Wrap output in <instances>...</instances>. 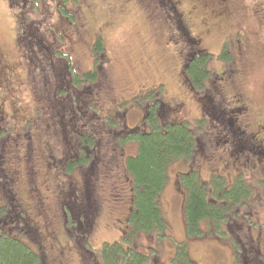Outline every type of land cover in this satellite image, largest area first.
I'll return each instance as SVG.
<instances>
[{
	"label": "rangeland",
	"instance_id": "obj_1",
	"mask_svg": "<svg viewBox=\"0 0 264 264\" xmlns=\"http://www.w3.org/2000/svg\"><path fill=\"white\" fill-rule=\"evenodd\" d=\"M7 1L0 0V51L3 62L11 64L15 69L11 75L3 74L0 78V105L5 115L4 119L0 116L1 133L5 134L0 138L1 143L14 139L15 135L20 136L17 139L22 137L19 133L9 137V132H4L3 129L15 126V131H20V128L25 129L29 124L26 121L34 123L38 114L47 111L48 117V107L55 100L59 101L62 96L58 89L62 88L63 77L68 75L70 63L79 76L81 72L93 68L92 45L97 38L102 39L104 45V67L103 73L98 72L96 82H102V77L106 76L109 90L116 102L131 99L142 87L158 85L161 86L162 97L166 102L176 106L175 111L170 113V118L184 121L188 117L186 122L189 118L199 117L200 120L202 114L190 94L182 72L185 52L181 56L176 46L166 43L165 20L179 19L178 13L179 16H184L188 32L196 39L203 38L200 42L202 50L213 56L219 53L223 41L226 42V50L230 55L236 35L243 36L241 54L236 56L238 72L222 84L224 96L221 95V98L225 99L224 109H228L226 107L232 106V96H241L247 111L240 122L246 133L255 132L256 127L264 125V0H229L227 6L222 0H209L208 7L198 8L191 7L188 0H171L180 11L163 0H80L76 3H64V0H20L19 3L12 4L15 7H9ZM63 12L67 14L66 17ZM202 19L206 21H201ZM169 31L167 26V32ZM30 35H33L37 42H43L46 49L41 45L38 47L37 43L34 44L31 41L34 39L28 38L32 37ZM20 37L25 39L20 40ZM56 51L68 56L65 60L55 61L52 56ZM226 65L227 62L217 63L213 57L209 59L207 66L210 74L207 85H210L211 79ZM92 83H85L80 91L92 88ZM80 91L76 92V98ZM67 92L69 97L73 96L71 90ZM83 94L78 98L85 102ZM96 94L98 95V92ZM148 94L149 91L143 93L139 102H150ZM108 105V101L105 105L93 106L90 103L89 108L92 107L94 112L87 109L88 113L93 115L91 120L94 119L95 124L92 121L91 123L98 131L96 122L100 116L107 120L106 116L112 115V112L107 110ZM17 107L21 108L20 118L19 115H14ZM130 117L129 121L125 120L124 127L135 125L139 119L135 114H130ZM190 123L193 126L191 128H194V119L190 120ZM87 126L89 127L86 130L92 132L95 137L94 142L102 141L98 138L99 132L96 128L89 124ZM120 126L119 123L117 130L123 129ZM195 128L199 139H205L214 132V126L210 124ZM110 129L114 131V128ZM216 132L222 131L216 129ZM44 137H47L50 143L45 142ZM256 138L254 141L261 147L258 154L260 156L251 155L247 149L248 153L233 152L231 145H223L221 139L220 144L212 149L211 155L207 156L210 159L205 158L201 149V159L204 161L201 163L196 157L197 163L200 164L199 176L204 181L208 180L212 171L210 176L220 179L223 186H227L236 177V169L243 175L245 172L240 170L243 167L255 173V178L247 176L243 180V184L249 188L251 185L249 186L248 182L251 183L252 180L255 198L253 196L249 206H244L238 214L232 215L237 207L233 208L227 223L221 228V234L215 233L213 228L201 225L202 237L192 239L187 236L182 210L183 195L178 186V174L187 167L174 163L168 169L166 182L159 197V205L168 224L167 237L161 241L158 237L149 236H135L131 241L121 239L131 209V193L129 185L119 178L122 174H114L111 169L104 170L102 162L99 165L101 172L97 176H91L92 182H97L95 198L102 203L96 226L87 237L79 238L81 241L77 245L72 241L65 243L67 238L62 232L59 210L62 190L66 192L68 199L65 203L68 204L76 192L80 196L84 195L83 190L88 179L85 175V178L81 179L80 170H76L67 179L56 168L46 170L45 160L49 151H53L54 157L63 156L64 147L60 145L55 134L45 136V133L42 135L36 131L30 143V148L34 147V156L30 162L27 161L29 163L10 159V166L16 167L18 174L14 194L24 209L32 214L33 219L38 220V216L33 215V205L44 207L39 220L52 232L53 237H56L58 245L67 247H61L63 264H99L102 246H110L118 241L122 242L124 247L129 245L133 250L139 251L136 253H143L147 264H264V255L259 251L261 249L264 252L261 240L264 237V202L260 200L257 189L264 180V133L257 134ZM102 143V152L104 150L107 154L101 156L107 163L112 159V150L107 144V138ZM15 144L10 143L8 146L10 154L14 151L19 154ZM206 147L205 142L203 151ZM123 149L127 158L129 154L134 153L135 146L129 143L123 145ZM115 155L123 165L122 155ZM97 160L99 164V158ZM32 163L36 173L31 169L34 168ZM104 187L106 189L103 190ZM31 190L32 193L29 194ZM5 202L10 200H5L0 195V206ZM52 235L48 234L49 237ZM48 236L44 243L52 248L54 238L48 239ZM29 245L34 250L37 249L35 245ZM248 245L253 248L250 254ZM254 249L259 253H255ZM47 252L49 259L58 257L55 250L47 249Z\"/></svg>",
	"mask_w": 264,
	"mask_h": 264
},
{
	"label": "trees",
	"instance_id": "obj_2",
	"mask_svg": "<svg viewBox=\"0 0 264 264\" xmlns=\"http://www.w3.org/2000/svg\"><path fill=\"white\" fill-rule=\"evenodd\" d=\"M14 1L8 0V6L19 3L20 0ZM71 1L76 3L80 0H64V3ZM163 1L168 5L174 6L175 10L180 11L171 0ZM188 1L191 3V7L194 8L208 7L210 5L209 0ZM222 1L227 6L229 0ZM12 7L15 6L12 5ZM63 15L66 17L67 14L63 12ZM181 16L178 13L179 19H166L164 28L167 36L166 43L170 46H176L181 56L185 52L182 72L190 89V94L202 114L200 120L199 117L192 118L195 122L194 128H191L193 127L191 126L192 123H190V120L192 121L191 118L187 122L188 117L184 121H182L183 119L170 118V113L175 111L174 107L176 106L171 105L168 101L166 102L162 97L161 86L142 87L131 99L116 102L108 89V78L104 76L102 77V82H96L99 77L98 72L103 73L102 67H104L103 41L97 38L92 45L94 70L91 73L79 76L75 72L74 66L70 63V68L67 70L68 75L63 77L62 88L58 89V93L62 94V96L59 101L55 100L48 107L50 111L48 117L45 110L46 112L35 117L34 123L26 121L30 125L27 124L25 129L20 128V131H15V128H17L15 126V128L8 127L3 129L4 132H9V137L14 133H19L22 137L17 139L20 136L15 135V138H11L8 142H0V166L3 161H7L11 157L10 155L13 156L12 158L15 162L22 159L26 160L29 157V153H31V140L35 137L37 131L45 133V136L55 134L60 145L64 147V149L61 148L63 150L61 158L54 157L53 151H49L46 158V168L48 170L56 168L62 172L66 179L72 173H75L76 170H80L79 176L82 180L86 176H90L85 183L84 195L81 194L80 196L76 192L71 202L66 204L63 201L64 207L60 208L61 211L66 213L68 225L65 227L69 226V229L65 234L69 238L77 237L79 239L87 237L96 226V218L101 214L102 203L95 198L97 182L93 183L91 176L93 174L97 176L101 172L99 165L102 162L104 170L111 169L114 174L121 173L120 180L124 179L123 183L129 185L132 203L125 223L126 231L124 233L126 237L124 234L123 238H121L123 240L131 241L137 235L155 236L159 239L166 236L167 221L159 206V197L166 182L168 169L174 163L187 167V169L181 170L178 174V186H180V191L184 196L183 212L188 237L199 238L202 233L200 229L202 223L213 228L215 233L221 234V228L224 223H227L233 208L237 207L232 215L238 214L244 206L249 204V201L255 198V194L252 191V189H255L252 185V180V184L248 182V185H251L250 188L245 183L243 184V180L247 176H250L251 179L255 178V173L246 170V168L243 169L244 167L240 170L245 172V175L236 169V177L227 186H223L220 179L210 176L213 172L208 176L207 181H204L199 176L198 169L200 164L199 162L197 163L196 157L202 163L204 161L201 159L203 152L205 158L210 159L207 156L211 155L212 149L220 144L221 139L223 145L228 143L231 145L233 152L240 153L247 149L251 155L259 156L258 154L261 150L258 143L254 140L257 139V134L264 133V125L260 124V126L256 127L255 132L246 133L245 127L240 122L246 113V108L242 109V99L238 94L232 96V106L224 109L225 99L221 98L223 91L221 86L238 72V57H233L234 60H231L233 58L230 59L226 52L213 56L208 54V51L202 50L200 42L203 38L196 39L192 36L188 32L184 16ZM201 21L206 20L202 19ZM167 26L170 29L169 33L167 32ZM30 36L32 37L28 38L34 39L31 40L34 44L37 43L38 47L41 45V47L46 49L43 42H37L33 35ZM237 37L238 35H236V39H238ZM24 39L20 37V40ZM226 45L224 41L221 43V51H226ZM186 51L188 52L186 53ZM46 52L48 51L46 50ZM240 54L241 52H239ZM67 56L68 54L63 55L56 51L53 53L52 58L55 61H59L65 60ZM212 57L217 63L220 61L221 64L227 62V65L216 73L211 79L210 85H207L210 74V69L207 65ZM4 65L7 64L4 63ZM8 66L9 68L13 67L11 64ZM5 72L0 66V75L5 74ZM85 83H92V88L84 90L85 92L80 91L81 86H85ZM68 90L72 91L73 96L69 97ZM78 91H80L78 97H82V93H84L85 102L78 97L76 98L75 95ZM147 91H149L148 98L150 102L143 104L139 102V99ZM97 92L98 95L96 94ZM67 97L69 98L67 99ZM106 101L109 102L107 110L112 112V115L106 116L107 120H105L99 114V121L96 122L99 127L98 131L94 125L95 120H91L93 115H90L87 109L94 112L92 107L89 108L90 103L93 106L94 104L105 105ZM127 112L129 113L127 114ZM130 114L139 116V119L135 125H126L124 127L125 120L129 121L131 119ZM14 115L21 117L20 107L16 108ZM0 116L3 119L5 118L1 105ZM196 119L198 120L195 121ZM119 123L123 129L117 130ZM87 124L96 128L97 132H99L98 138L100 140L104 141L107 138V144L112 150V159L107 163L106 160H102L103 157L101 156L102 154H107L104 150L102 152L101 147L104 144L102 141L94 142L95 137L92 132L86 130L89 127ZM204 124L213 125L214 128L212 130L214 132L207 135L205 139H199L200 136L197 135L199 133H197L195 126L203 128ZM110 128H114V131ZM216 129H220L222 132L217 133ZM1 131L2 129L0 128V138L5 136ZM45 139L50 143L47 137ZM205 142L207 147L203 151ZM10 143H16L14 146L16 150H19V154H16L15 151L10 154L11 150L8 147ZM129 143L135 146V151L125 158V155L123 156V145ZM207 149L209 150L207 151ZM248 151L245 153H248ZM118 153L122 155L123 165L120 164L115 155ZM1 158L4 159L2 162ZM97 158H99V164ZM53 160L56 162H53ZM15 173L16 177H18L17 170H14ZM259 173L261 174V172ZM104 189L106 188L104 187ZM257 189L260 193V200L264 202V180ZM10 196L14 197L15 195L10 193ZM253 196L254 198H252ZM67 199L66 197L65 200ZM28 216L20 200L13 202V206H10L9 209L0 207V264H54V258L45 257L49 255L46 246L44 243L42 244L41 229L33 227V225L30 226L31 224H28ZM44 227L46 226L44 225ZM261 240L263 242L262 247H264V237ZM127 242L129 244V241ZM29 243L35 245L39 251L33 250ZM122 245L124 244L120 241L114 242L110 246L104 244L99 264H146L147 259L142 255L143 253H136L139 251L133 250L129 245L125 247ZM248 247L250 254L253 248L251 245H248ZM259 251L264 255L263 250L260 249ZM259 251L254 249L257 254Z\"/></svg>",
	"mask_w": 264,
	"mask_h": 264
},
{
	"label": "flooded vegetation",
	"instance_id": "obj_3",
	"mask_svg": "<svg viewBox=\"0 0 264 264\" xmlns=\"http://www.w3.org/2000/svg\"><path fill=\"white\" fill-rule=\"evenodd\" d=\"M237 38L238 39H236V42L233 45L234 58L236 56H238L239 52H241V50H242V38H243V36L240 34V35H238ZM1 53L2 52L0 51V57H1ZM0 66L2 67V69H4L6 71L5 75H11L13 73V70L15 69L14 66L12 68H9L8 64L4 65L3 59H1V61H0ZM2 76L3 75H0V78ZM241 104L243 105L242 109L246 108V105H244V103H242V101H241ZM246 111H247V108H246ZM259 149H261L260 146H259ZM33 151H34V147L31 148V153L29 154V157L26 160H24V161H30L32 159V157L34 156ZM10 159L14 160L13 158H8L7 161H3L4 159L1 158V162L2 161L3 162L1 163V166H0V184L2 183V185H0V189L3 192L5 199H7V198L9 199V197H10V199H9L10 202H6V209H9L10 206H13V202L16 201V197L15 196L14 197L10 196V193H12L13 195L15 193V184H16V179H17L16 173L14 174V170H16V167L10 166V163H9ZM22 161H23V159H22ZM33 166H34V168L31 167V169H33L34 172L36 173L35 165L33 164ZM34 187H35V185H34ZM30 193H32V190H31V192H29V194ZM62 207H63V204L60 206V208H62ZM43 208L41 206H38L37 204L33 205L32 212H33V215L38 216V220H36L35 218L33 219L32 218L33 217L32 214H30V212L28 210H26L27 214L29 215L28 217H29V222L30 223L28 222V224L29 225L31 224L30 226L33 225V227H39L38 229H41L42 244H43L44 241L45 242L47 241L46 240V236H48V234L52 235V232L49 231L46 227H44V224L42 223V221L39 220V215H40V212L42 211ZM60 213H61V216H62V219H63V231L64 232H66V231L68 232V228H66L65 225H64L65 220H66V213L64 211H61V210H60ZM52 238H54V241L51 244L52 248H50L48 246L47 249L55 250L56 254L58 255V257H52V258H54L53 259L54 264H63V260L61 258L62 257L61 247L62 248H63V246L65 248H67V247H66V245H63V246L62 245H58V243L56 241V237H53V235L50 236V237L48 236V239H52ZM69 239L72 242H74L75 244H78L79 241H80L77 237H73V238L71 237ZM82 239H83V237H82ZM66 243H68V242H66ZM49 256H45V257H49ZM52 258H50V259H52Z\"/></svg>",
	"mask_w": 264,
	"mask_h": 264
}]
</instances>
